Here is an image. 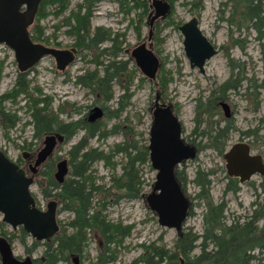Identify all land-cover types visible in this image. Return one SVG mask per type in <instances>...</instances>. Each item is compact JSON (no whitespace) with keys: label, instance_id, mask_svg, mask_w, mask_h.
<instances>
[{"label":"rangeland","instance_id":"obj_1","mask_svg":"<svg viewBox=\"0 0 264 264\" xmlns=\"http://www.w3.org/2000/svg\"><path fill=\"white\" fill-rule=\"evenodd\" d=\"M142 1L146 3L145 11L141 10ZM166 1L170 5L169 13L163 20L155 21L151 28L152 51L159 61L155 79L151 81L139 72L129 56L130 49L146 39L149 0H41L28 29L31 37V28L34 27L40 39H30L61 50L75 48L72 61L61 71L55 68L50 56H44L28 70L19 72L12 51L0 44V151L10 160L18 158L23 151L32 152L40 147L47 135L34 129V111L45 116L46 110L55 125L82 121L94 106L102 112L94 120V135L88 139L87 146L101 150L107 158L93 162L88 171L92 184L98 189L88 194L90 207L87 212L93 219L99 216L105 223L128 226V234L118 242L108 241V233L104 236L97 228L85 229L81 252L70 255L67 250L60 253L55 250L57 255L53 264H73V257H79V264H98L97 258L102 260L100 264H145L144 259L150 256L152 261L157 259L152 252L154 248H163L168 253L175 251L177 238L185 233L196 235L187 254L189 259H193L198 255L202 242L200 236L204 232L202 217L205 211L203 202L196 198L199 192L195 183L197 172L200 176L205 174L209 182L208 194L212 204L223 203L225 226L242 225L249 217L253 219L254 211L258 216L264 209V175L254 174L247 181L236 183L226 175L222 159L229 146L243 141L251 153L261 156L264 161V0H259L258 29L256 24L252 25L249 16L244 15L249 0ZM241 12H244L242 17ZM72 13L79 16L88 14L89 30L99 29L100 36L107 32L114 42L108 39L90 49H76L75 38L69 28V24H73ZM190 17L197 18L198 27L217 49L205 61L203 73L189 67L182 49V36L177 29ZM114 43L116 47H113ZM111 51L116 52L114 60L127 61L126 70L120 72L119 81L111 80L109 93H100L103 88L95 83L102 76L103 65L107 60H113L109 55ZM230 64H234V89H226L223 98L219 99L218 86L229 79ZM78 76L92 84L78 83ZM18 81L25 83L24 91L14 92ZM11 91L14 92L11 96L2 99ZM155 93L161 101L170 103L181 124L184 141L196 147L194 158L175 168L176 178L190 201V212H187L179 234L172 228L159 226L155 214L144 202L143 197L150 191L155 174L148 159L132 167L139 182L135 185L132 182V185L139 188V193L135 197H126L121 184L127 180L126 171L131 166L122 153L109 152L113 145L124 140L125 132H131L138 145L147 143L150 106ZM104 94L109 95L106 100ZM118 99L123 105L119 112ZM220 100L228 105L232 124L221 149L218 141L215 144L209 140L214 135L215 123L219 127L226 124L220 107L216 105ZM85 133L82 127L76 128L64 143L55 148L52 165L48 164L47 169L43 165L39 168L40 172H45H39L29 188L39 204L43 205L51 198L57 199L56 192L46 196L41 194L42 189L49 183L56 185L52 178L55 162L60 158L68 162L69 148L85 138ZM72 180L79 181L71 175L68 165L64 182L69 184ZM229 183L235 187L234 192L225 189ZM71 218L69 210L58 213L59 225L66 229V234L73 232L65 226ZM255 223L258 226L264 224V216L261 214ZM0 235L10 240L13 255L17 258L28 255L25 248L33 246L29 237L17 229L12 231L1 221ZM259 243L260 247L250 252L252 259L249 264H264V244L262 241ZM206 244L207 250L213 248L209 241ZM55 247L57 249V242ZM46 251L43 243L36 244L29 254L34 258L33 264H42L36 258L43 261ZM179 259L184 264L183 257L179 256ZM157 264L165 263L160 261Z\"/></svg>","mask_w":264,"mask_h":264},{"label":"water","instance_id":"obj_2","mask_svg":"<svg viewBox=\"0 0 264 264\" xmlns=\"http://www.w3.org/2000/svg\"><path fill=\"white\" fill-rule=\"evenodd\" d=\"M147 13L146 41L135 44L129 56L139 72L148 80H154L159 67L158 58L152 51L150 42L151 28L155 20L163 19L170 11L166 0H149ZM40 0H0V44L12 51L17 70L24 72L44 56L54 58L57 68L62 70L74 55V49L61 50L34 43L30 39L29 27L32 25ZM182 36L181 44L184 56L190 68L203 73V65L216 52V48L204 36L198 27V20L190 17L177 26ZM224 114L228 115V106L221 104ZM102 114L97 106L92 107L88 121H94ZM151 120L147 131V158L155 171L150 191L144 195V202L155 214L159 226L172 228L176 234L184 222L190 201L184 194L175 175V168L187 159L194 158L196 148L186 143L181 137V124L174 115L170 103L159 101L155 93L150 106ZM58 135H46L42 147L36 153L35 165L48 156ZM225 173L229 177L244 182L253 174L264 175L262 157L250 154L244 142L233 143L223 153ZM59 174V173H58ZM56 177V175H55ZM31 183L17 165L0 151V214L11 227L22 224L32 237L37 240L48 239L55 232L54 201L48 202L46 212L40 213L33 208V200L28 187ZM0 264H29V259L19 261L13 255L5 239L0 238ZM181 260L179 259V263Z\"/></svg>","mask_w":264,"mask_h":264},{"label":"trees","instance_id":"obj_3","mask_svg":"<svg viewBox=\"0 0 264 264\" xmlns=\"http://www.w3.org/2000/svg\"><path fill=\"white\" fill-rule=\"evenodd\" d=\"M146 8L147 7L145 1H142L141 10L145 11ZM244 12L240 13V17H242V13H244V15H248L249 20L252 22V25L254 26L256 24L255 26L257 27L261 12V8L259 7V0H249L244 8ZM87 15L88 14H86L85 16H79L78 13H72V15H70L71 19L73 20V24H69V28L72 30L71 34L75 38L74 43L75 47H77L76 49H90L96 47L98 43H101L108 39L112 42L113 38L108 37L107 32H103V34H101L103 36H100L98 35L99 29L96 28L93 31L89 30V26L86 21L88 17ZM31 32L32 38H34L35 40L40 39V34L36 30H34V27L31 28ZM230 42L232 46H234V41L231 39V36ZM113 47H116L115 43ZM117 50L118 48L116 49V51ZM115 54V51L110 52L109 55L113 56V60H107V62L103 65L102 76L100 77V79H96L97 83L95 84H101L103 88L102 90L100 89V93L101 91L103 93H105L106 91L108 92L109 87L112 84L111 80L115 78L117 79V81H119V77L121 75L120 72L126 70L125 64L127 63V61L125 62L114 60L116 57ZM230 66L231 70L229 79L218 86V92L221 93V96H217V98L219 99L223 98L222 95L224 94L226 89H234V78L232 77L234 75V64H230ZM77 82L82 85L84 83L87 86H90L92 84L91 82H89V80H83L82 76L77 77ZM15 86L17 87V90H14V92L18 90L24 91L23 89L25 88V83L18 81L16 82ZM157 86L159 87V85ZM14 92L11 91L4 94L2 99H4V97L11 96ZM103 97L106 100L109 95L104 94ZM117 104L120 105L118 107L119 109L117 110L119 112L122 110L123 105H121L119 99ZM45 113H47L45 116H40L39 112H33L32 117L34 119V129L36 131L39 130L42 133H59L63 136V142L70 137V135L76 128L82 127V129L86 132L85 138H82L76 144L71 145L68 150V154L70 157L67 163L70 167L71 175L76 176L80 182H74L72 180L69 184H67V182L65 181L63 184H61V186L58 187L59 190L56 192V196L59 202L62 204L61 207L63 209L71 211L72 213V218L66 224L67 227L70 228V230H73V232L71 234H66V231L63 232L58 238L57 249L56 247L51 250L47 248V251L43 255L44 260H40L42 264H53L54 259L57 255L55 250H57V253L67 250V254L70 255L81 252L82 245L84 244L85 240V229H89L92 227L97 228L101 234H104V236H106L105 233H108V241L110 239V241L117 240L118 242L128 234V226L120 227L117 224L111 225L105 223L103 218L99 216H95L94 219L88 216L87 211L90 207L89 202L87 201L88 194H91V192L98 189L97 186H94L92 184L93 181L90 179L88 171L93 162L104 160L107 158V156L104 155L101 150L90 148L87 146L88 139L93 137L94 135L92 126L95 124V122L89 123L84 119L82 121L80 120L79 122H70L64 125H55L54 122L50 120L52 118L50 117L51 115L46 112V110ZM231 128L232 124L230 121H227L223 128L219 129L215 127L213 130L214 135L209 140H212V143L215 144L218 141L217 144L220 143L219 148L221 149V147H223V141L224 139H226L227 133ZM125 135L129 136V138L125 136L124 140L113 145L109 152L122 153L124 157H126V163L131 166V169L126 171L127 180L121 185H124V192L126 197H135L139 193V188L135 187L134 185L139 184V182L137 179H135L136 170L134 169V173L132 167H134L136 163L143 164L147 161V148L144 142L138 145L137 141L133 140L131 132H125ZM213 147L216 148V146ZM123 167V172L125 173V166ZM199 174L200 172H197L195 178V183L199 189L196 198L203 202L205 211L202 217L204 232L200 236L202 242L200 243L198 255H196V257H193V259L188 258L187 254H189L194 245L196 235L185 233L176 240L175 246L178 252H176L175 250L171 253H168L163 248H154L152 252L157 259L155 261H152V256H150L149 258L144 259L145 264H157L160 261L164 262L165 264H178L179 256L183 257L184 264H249L250 260L252 259V254H250V252L254 248L260 247V241H262V245L264 244V224L258 226L255 223L261 214L264 216V209L258 216L254 211L253 219L249 217L248 221L243 223L242 225L231 224L230 226H225L222 214L223 203H219L216 205L212 204L208 194L209 182L206 179L205 174H203L202 176H200ZM132 182L134 183V185H132ZM225 189L234 192L235 187L229 183L226 184ZM189 209L188 212H190ZM206 241H209L212 244V249L207 250ZM101 262L102 260H100V263Z\"/></svg>","mask_w":264,"mask_h":264},{"label":"flooded vegetation","instance_id":"obj_4","mask_svg":"<svg viewBox=\"0 0 264 264\" xmlns=\"http://www.w3.org/2000/svg\"><path fill=\"white\" fill-rule=\"evenodd\" d=\"M41 1V0H40ZM148 8H149V4H148ZM149 11H150V9H149ZM148 11V12H149ZM166 17V16H165ZM164 17V18H165ZM163 18V19H164ZM163 19H157V20H155V21H160V20H163ZM154 21V22H155ZM203 33V32H202ZM205 36V35H204ZM207 38V37H206ZM208 39V38H207ZM145 41H146V39H145ZM210 41V40H209ZM211 42V41H210ZM212 43V42H211ZM38 44H41V45H43L42 43H38ZM213 45V44H212ZM44 46H46V45H44ZM217 50V49H216ZM52 58V57H51ZM53 59V61H54V64H55V68L57 69V70H59L58 68H57V64H56V62H55V60H54V58H52ZM63 70V69H62ZM61 71V70H60ZM159 101H161L160 100V98H159ZM163 102V101H162ZM222 103V100H220V101H218L217 103H216V105L218 106V107H220V109H221V111H222V115H223V118H224V120H225V122H227V121H230L229 120V118H230V116H231V113H230V110H229V107H228V115L226 116L225 114H224V112H223V110H222V107H221V104ZM227 105V104H226ZM228 106V105H227ZM173 111V110H172ZM88 114V113H87ZM175 115V114H174ZM85 121L86 122H94V121H88V119L86 118L85 119ZM215 127H217V128H223L224 126H220L219 127V125H218V123L216 124L215 123V125H214ZM47 135H58V136H60L61 138H62V140L61 141H56V143H55V145H54V147H53V149H52V151H51V153L48 155V156H46L45 157V159L43 160V161H41L38 165H35V160H36V153H37V151L42 147V142H41V145H40V147H38V148H36L34 151H32V152H29V151H26V152H21L20 153V155H19V157L18 158H16L15 160H11V161H13L16 165H17V167L20 169V170H22L23 171V173H24V175L26 176V177H29L30 178V180H31V183H30V185H29V187H28V191H29V194H30V196L32 197V200H33V208L34 209H36L38 212H40V213H45L46 212V206H47V204H48V202H50V201H54V225H55V228H56V230H55V232L53 233V235H51L48 239H40V240H37V239H35L34 237H32L31 235H30V233L27 231V230H25L24 228H23V225L22 224H18V225H15V227H11L6 221H4L3 219H2V215L0 214V216H1V218H0V221H1V223H3V224H6L7 226H9V228L12 230V231H14V230H18L22 235H24L25 237H29L30 239H31V245H33L32 247H28V248H25V252L28 254V255H25L23 258H17L16 257V259L17 260H19V261H21V260H23L24 258H28L29 259V264H33L34 263V258L33 257H31L29 254H31V252L34 250V248H35V245L36 244H39V243H43L44 244V246L46 247V248H48L49 250H51V249H54V245H56V242H58V238L61 236V234L66 230V229H61L62 227L59 225V222H58V213H59V211H62V210H65V209H63L61 206H62V204L59 202V200H58V198L57 199H54V198H51V199H48V200H46L45 201V203L43 204V205H41V204H39V202L36 200V198L34 197V195L32 194V192H31V190L29 189L30 188V186L34 183V178L39 174V168L43 165V166H45L46 167V169H47V167H48V164H51L52 165V163H51V158L53 157V155H54V150H55V148L59 145V144H61L62 142H63V136L61 135V134H59V133H56V132H48L47 133ZM46 136V135H45ZM44 136V137H45ZM43 137V138H44ZM237 142H240V141H237ZM243 142V141H242ZM64 143V142H63ZM236 143V142H235ZM249 147V146H248ZM196 148V147H195ZM249 151H250V147H249ZM250 154H253V153H251V151H250ZM8 158V157H7ZM9 159V158H8ZM10 160V159H9ZM262 161H263V159H262ZM263 163H264V161H263ZM41 172H45V170H42ZM40 172V173H41ZM59 173V174H58ZM67 173H68V163H67V160L65 159V158H60V159H58L56 162H55V164H54V172H53V174H52V178H53V180L56 182V185H52V184H47V186H45V188H43L42 189V193L41 194H43V195H46V196H48V194L49 195H51L52 193H55V192H57L58 191V187L59 186H61V184H63L64 183V178H65V176L67 175ZM55 175H56V177H55ZM254 175V174H253ZM252 176V175H251ZM250 176V177H251ZM249 177V178H250ZM235 181H236V183L238 182V183H242V182H239L238 181V178H236V177H232ZM247 181V180H246ZM245 182V181H244ZM190 208V207H189ZM66 226V228H68L67 227V224L65 225ZM0 238H3V239H5V241L6 242H10V240H7L6 239V237L5 236H3V235H0ZM53 240H55L54 242H55V244H52V241ZM9 245H10V247H11V243H9ZM82 249H83V246H82ZM12 250V249H11ZM36 259H38V261H40V257H38V258H36ZM37 261V260H36ZM67 262H68V260H67ZM96 262L98 263V264H100V259L99 258H97V260H96ZM105 262V261H104ZM72 263L73 264H79L80 262H79V257H73L72 258ZM101 263H103V262H101ZM105 264V263H104Z\"/></svg>","mask_w":264,"mask_h":264}]
</instances>
